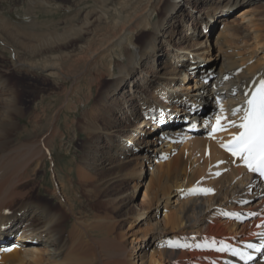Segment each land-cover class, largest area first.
Listing matches in <instances>:
<instances>
[{"label":"bare ground","instance_id":"bare-ground-1","mask_svg":"<svg viewBox=\"0 0 264 264\" xmlns=\"http://www.w3.org/2000/svg\"><path fill=\"white\" fill-rule=\"evenodd\" d=\"M85 1L68 7L63 26L35 12L18 28L0 15L13 68L44 73L63 97L42 139L16 143L10 134L23 111L0 73V264H264V184L220 147L240 131L246 97L264 79V0ZM30 5L58 13L61 4ZM83 38L77 52L67 50ZM22 49L29 58H21ZM73 108L80 116L68 125L87 136L77 177L102 191L120 216L94 213L89 220L75 211L55 163L49 192L56 205L32 193L45 158L54 162L51 143L64 134L61 110ZM190 112L200 131L217 126L212 142L188 139L196 128L185 120ZM210 169L220 176L212 191L181 199ZM132 219L141 224L128 233ZM166 234L171 242L160 246ZM136 244L140 252L130 254ZM225 246L243 249L248 262L231 260Z\"/></svg>","mask_w":264,"mask_h":264},{"label":"rangeland","instance_id":"rangeland-1","mask_svg":"<svg viewBox=\"0 0 264 264\" xmlns=\"http://www.w3.org/2000/svg\"><path fill=\"white\" fill-rule=\"evenodd\" d=\"M31 1L33 0H0V15L7 22L15 25L18 28L24 27L27 24V21H29L30 19H35V12H38V19H40V21L46 23L49 20L54 19V21H58V23L63 26L65 24L64 18L66 16V13L68 11L72 12L73 10L77 9V7H79V4H77L78 0H52V2L54 3H58L59 5L61 4L59 7H57L59 12L42 13V11H39L38 7L30 5ZM85 3H88L89 5L92 2L91 0H86ZM239 8L240 7L234 9L233 13ZM85 38L87 37L85 36ZM85 38L79 40L80 42L76 41L74 44L70 45L67 50L77 52L80 48L79 46L84 43ZM12 47V41L9 40V38H7L5 34L0 35V73L4 72L3 74L6 77V83L12 86V88L17 91L18 105L23 111V116L18 122L20 125V129L14 132V135H12L11 133L10 136L12 140L16 141V143L20 141L18 137L21 138L22 141H24V139L25 141L28 139L30 141L32 140L31 142H34L37 141V139L43 137V135L46 133L45 131L47 127V119L51 115L53 110H55L60 105L63 97L57 94L58 85L56 84V81L50 77L45 76L44 73H26L24 71L14 69L11 62L13 55ZM19 55L22 59L29 58V55L23 49L20 50ZM105 83H107V81H103V84ZM79 111V108L64 110L63 112L61 110L62 114L60 115V118L58 120V127L63 130L64 134L60 135L59 137L56 136L55 140H53V142L51 143L52 153L54 152V162H52V159H50L49 156L45 158L43 163L44 165L41 166L36 171V175H34V177L40 180L39 190L37 188V190H34V192L32 193L39 199L46 200L51 204L56 205L57 200L52 195H50L49 192V189L53 187L51 169L53 167V163H55V168L58 170L59 177L63 179L66 184L67 194L71 197L73 202H75V211L83 213V215H86L84 217L86 219L89 218V220L94 219V213V216H96L97 214L102 216L101 213L103 215L105 213H115V216H120L119 214L123 213V211H113L112 209H110L108 205L105 204L106 202L104 200V193L102 191L98 193L95 188H92L88 185H83L77 177V173L74 167L81 154H83V147L85 145V141L87 140V136L79 126V128L73 125L70 126L68 125V122L73 116H80ZM171 111L173 112V110H170V112ZM166 112H169L168 109L166 110ZM194 113L195 112H193V114ZM182 116L184 117L185 115L182 114ZM185 120L186 122H189L193 125L199 124V127H201V123L199 122V120L195 122V120H192V118L189 117H186ZM67 126H69L70 128H65ZM74 129L75 131L73 132ZM208 131V127H204L200 132H190L191 134L189 135L188 139L191 140L194 138V136H206L205 138L210 137L207 139L212 142L218 135L215 132L213 133L214 136L213 134L208 135ZM202 159L203 158H201V160ZM210 171H212L213 173ZM215 173V170L211 169L209 171L204 170L203 172H201L200 175H197V178L195 179V186L193 184L192 186L194 187L191 186L188 193H184L180 198L185 199L187 197H193L194 194L199 195L200 193L204 192L202 191V188L203 190H206L209 189L210 186H214L215 178L217 179L218 177H220ZM22 182L23 181L19 183V185L21 184V187H23L24 185L26 186V184L30 185L28 181H24L23 183ZM209 183L212 185H210ZM127 187L128 185H126V183L121 184L120 186L121 190H125ZM140 191L141 187H139L136 193L137 197L134 198L133 203L138 200L137 198L139 197ZM117 192V188H114L112 191H108L109 194H116ZM161 212L162 210H160L159 216H161ZM117 218L124 224L122 218ZM71 219L72 217H68V219H66V223L68 225L70 224ZM126 219H128V217ZM140 222L133 220V222L131 223V227L126 229L128 233L135 230L138 225L141 224ZM21 224L19 226V230H21V228L23 227ZM95 231L96 232L94 233L97 234L96 237H100V230L96 229ZM18 233L20 232L18 231ZM164 238L165 240L167 239L166 243ZM169 239H171L170 234H166V236L162 237V240H160L158 244H160V246H163L165 244L167 245L171 242V240L169 241ZM258 239L260 238L258 237ZM158 244L154 246V248H161ZM137 245L138 244L130 249V254H137L140 252L139 249H135ZM109 247L110 243L108 241H105V249H108Z\"/></svg>","mask_w":264,"mask_h":264},{"label":"snow or ice","instance_id":"snow-or-ice-1","mask_svg":"<svg viewBox=\"0 0 264 264\" xmlns=\"http://www.w3.org/2000/svg\"><path fill=\"white\" fill-rule=\"evenodd\" d=\"M246 104L247 108L243 110L240 123L236 125L241 131L229 144L221 146L227 148L232 156L243 160L249 171L264 176V81H261L259 88L251 94ZM237 111L239 109H234L232 114L235 115ZM220 120L221 117L218 116L217 125ZM217 130V126H213V132ZM203 191L208 193L212 190Z\"/></svg>","mask_w":264,"mask_h":264}]
</instances>
